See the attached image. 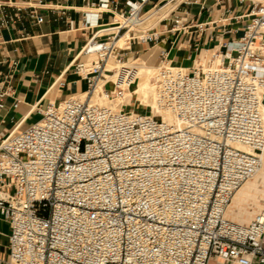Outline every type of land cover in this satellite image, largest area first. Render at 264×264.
<instances>
[{
	"label": "built area",
	"instance_id": "obj_1",
	"mask_svg": "<svg viewBox=\"0 0 264 264\" xmlns=\"http://www.w3.org/2000/svg\"><path fill=\"white\" fill-rule=\"evenodd\" d=\"M80 1L90 36L71 69L86 90L37 105L39 119L0 142V214L10 227L3 263L208 264L215 256L264 264V210L247 223L225 217L233 194L262 165L264 0L249 7L242 35L210 52L206 64L157 67L156 106L171 121L157 109L148 115L147 106L100 99L136 87L129 45L157 39L154 27L138 26L178 0ZM24 16L43 21L34 6L0 0V31ZM185 28L172 19L170 30ZM111 57L117 64L108 67Z\"/></svg>",
	"mask_w": 264,
	"mask_h": 264
},
{
	"label": "crops",
	"instance_id": "obj_2",
	"mask_svg": "<svg viewBox=\"0 0 264 264\" xmlns=\"http://www.w3.org/2000/svg\"><path fill=\"white\" fill-rule=\"evenodd\" d=\"M14 1L36 7L43 21L35 24L24 16L22 23L0 31V91L6 92L0 108V142L9 133L23 131L36 122L40 117L35 110L37 105L56 103L86 90L85 81L71 69L90 36V31L80 25L84 3L80 0ZM258 1L190 0L188 4H180L175 11L145 27H154L155 41L130 43L126 57L130 54L136 57L158 46L157 59L190 69L202 55L221 50L223 43L239 38L247 20L244 15ZM49 7L64 9V14ZM175 16L187 28L170 30ZM110 21L111 15H102V23ZM16 100L19 102L15 105ZM249 200L253 201L252 209L245 208ZM244 208L249 215L244 214L247 218L240 219V223H247L264 210V197L257 193L244 203ZM9 233V224L0 214V264H4L8 255ZM208 264L232 263L213 256Z\"/></svg>",
	"mask_w": 264,
	"mask_h": 264
},
{
	"label": "bare ground",
	"instance_id": "obj_3",
	"mask_svg": "<svg viewBox=\"0 0 264 264\" xmlns=\"http://www.w3.org/2000/svg\"><path fill=\"white\" fill-rule=\"evenodd\" d=\"M179 1L180 0L176 1L173 4L171 2H167L164 5L154 8L144 16L143 21L140 23L138 28L143 29L147 27V25L155 23L160 18L165 17ZM116 44L122 47L124 45V37L120 38ZM158 51H159L158 46H153L148 48L145 53L136 56L134 62L129 60L131 63H134L138 69L137 78L134 81L136 88H131L128 93H126L123 97L115 101L108 102L100 99V103L119 107L122 103L129 102V100L133 97L140 100V105L143 104L142 106L148 107L146 110L148 115L153 114L155 109H157L158 112L163 116L164 120L171 121L172 116L167 112L159 110L158 107L156 106V92L153 82H151V77L153 76L157 67L159 66V65L156 66ZM208 57H209V53L207 55H202L198 61L200 63L196 62V65L202 63L206 64ZM111 59L113 60L112 63H110ZM116 64H117L116 59L114 57H111L108 61V67L115 66ZM150 108H152V111L150 110ZM140 111H142V109ZM261 159H262V163H264V152H262L261 154ZM261 180H264V167H262L261 170H259L251 179L244 182L236 190V192L233 194L231 198L230 203L227 206V210L225 211V217L236 219L235 221L237 222L240 219L247 218L244 217L243 215L247 213L249 215V211L244 210L243 212H241L240 211L241 204L243 203V201L247 199V197L251 193L256 194L259 191V181ZM230 209L234 210V212L237 213V215L235 213L230 214L228 212Z\"/></svg>",
	"mask_w": 264,
	"mask_h": 264
},
{
	"label": "rangeland",
	"instance_id": "obj_4",
	"mask_svg": "<svg viewBox=\"0 0 264 264\" xmlns=\"http://www.w3.org/2000/svg\"><path fill=\"white\" fill-rule=\"evenodd\" d=\"M149 7V5H146L144 8H143V11H145L147 8ZM142 53V52H141ZM141 53H139V54H141ZM135 61V57H133L131 54L129 55V57H128V61ZM112 59L110 60V63H112ZM129 61V62H130ZM154 63H155V61H154ZM162 63V60H159V59H157V61H156V66H158V65H160ZM202 63V62H201ZM203 64V63H202ZM151 82H152V79H151ZM136 88V87H135ZM140 103V100L139 99H136V98H131L130 100H129V102H127V104L131 107V109H133V110H143L144 108L143 107H145V106H143V107H141L142 105H140L139 104ZM148 114V113H147ZM262 167H264V163H262V165H261V168ZM261 168H260V170H261ZM262 186V187H261ZM257 193H261V195H262V197H264V180H261V181H259V191L257 192ZM256 193V194H257ZM255 193H251L248 197H247V199L245 200V201H243V203L241 204V208H240V211L241 212H243L244 210H246L245 208H251L252 209V207H254V206H252V203H253V201L252 200H249L248 201V203L245 205V208H244V203L249 199V198H251V197H253V196H255L256 195ZM243 207V208H242ZM243 209V210H242ZM227 210V209H226ZM230 214H233V213H235L234 212V210H229L228 211ZM236 215H237V213H235Z\"/></svg>",
	"mask_w": 264,
	"mask_h": 264
}]
</instances>
